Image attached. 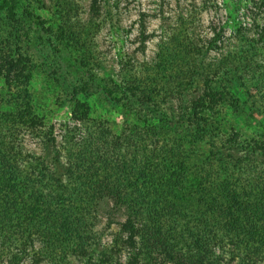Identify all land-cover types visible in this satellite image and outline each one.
Instances as JSON below:
<instances>
[{"label": "trees", "instance_id": "trees-1", "mask_svg": "<svg viewBox=\"0 0 264 264\" xmlns=\"http://www.w3.org/2000/svg\"><path fill=\"white\" fill-rule=\"evenodd\" d=\"M22 5L23 0H0V16L12 27L7 34L0 29L5 82L0 91V264H23L30 251L34 262L42 255L61 264H69L70 255H89L96 249L93 228L100 215L110 220L122 207L123 244L133 248L141 240L138 250L149 258L221 264L227 248L229 261H263L264 140L242 138L221 110L227 104L248 119L260 111L255 102L246 105L234 83L239 60L244 58L245 67L255 62L254 48L205 62L202 44L184 43L174 34L179 44L169 54L179 64L175 85L165 87L134 72L125 83L107 88L118 102L119 133L102 130L65 151L47 131L36 153L19 136L21 129L31 132L45 124L29 90L33 64L21 48L27 19L18 12ZM91 8L97 10L95 0ZM160 61L166 70L170 60ZM171 98L179 107L165 113L163 103L170 107ZM88 110L85 101L73 98V118L83 121ZM191 172L199 176L196 210L177 204ZM177 223L181 227L173 226ZM139 254L127 264H137Z\"/></svg>", "mask_w": 264, "mask_h": 264}, {"label": "rangeland", "instance_id": "rangeland-1", "mask_svg": "<svg viewBox=\"0 0 264 264\" xmlns=\"http://www.w3.org/2000/svg\"><path fill=\"white\" fill-rule=\"evenodd\" d=\"M92 1L23 0L18 9L21 16L27 17L22 22L21 48L33 64L29 90L33 94L35 112L45 122L39 130H20L19 136L26 148L41 152V139L47 131L65 151L76 149V145L91 135L92 138L100 135L102 130H109L112 136L119 133L122 121L118 102L110 97L107 88L125 83L134 72L165 87L175 85L178 72L173 71L179 64L171 60L169 54L173 46L179 44L174 34L184 43L190 40L202 44L205 62H213L238 49L251 53L254 48L257 64L252 61L251 66L245 67L242 57L234 83L239 84L246 105L255 102L260 111L253 112L248 119L244 113L235 114L227 104L222 105L221 110L242 138L264 140V0H95L96 11L91 8ZM0 29L3 34L12 30L1 16ZM144 35L146 40L142 42ZM160 57L165 62L170 60L165 65L166 70H162L164 62L160 63ZM252 65L254 70L250 69ZM4 89L5 82L0 75V91ZM73 98L89 106L88 117L83 121L72 117ZM168 101L171 108L163 103V112L178 109V100ZM198 180V175L189 174L184 198L177 201L179 207L188 210L200 207ZM124 217V207L114 212L110 220L102 213L93 228L98 239L96 249L83 257L70 255L68 263L116 264L121 261L127 264L137 251L140 253L137 264H174L147 257L143 250H138L141 240H137L136 247L125 246L119 225ZM175 225L181 227L179 223ZM181 247L187 252L184 244ZM31 254L32 251L26 255L23 264H61L42 257L41 253L42 259L34 262ZM221 254L224 256L221 264H242L239 259L229 261L227 248ZM258 264H264V260Z\"/></svg>", "mask_w": 264, "mask_h": 264}]
</instances>
